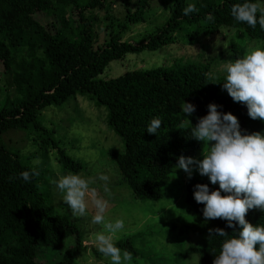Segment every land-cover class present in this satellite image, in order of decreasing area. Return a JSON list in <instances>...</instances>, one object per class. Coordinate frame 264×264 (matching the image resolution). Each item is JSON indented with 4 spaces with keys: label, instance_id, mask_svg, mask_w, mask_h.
<instances>
[{
    "label": "trees",
    "instance_id": "trees-1",
    "mask_svg": "<svg viewBox=\"0 0 264 264\" xmlns=\"http://www.w3.org/2000/svg\"><path fill=\"white\" fill-rule=\"evenodd\" d=\"M159 1L163 4L161 20L137 35L124 37L134 24L146 19L151 0H0V68L10 72L13 84V91L0 107V264H46L37 258L40 246L58 248L65 264H74L76 252L84 248V230L48 201L39 187L38 175L29 182L22 179V172L37 171L36 168L22 163L1 138L7 128H27L44 106L87 92L90 102L106 112L109 127L122 137L121 151H106L133 197L141 200L163 195L172 178L182 172L176 168L181 155L196 158L205 150L207 145L191 136L198 117L208 114L210 103L222 106L218 108L220 112L235 115L246 133L264 132V121L251 119L247 106L234 102L223 87L226 72L212 73L214 55L179 56L169 64L99 76L111 60L128 52L154 50L174 42L195 43L222 26L264 38L259 24L253 28L232 17V5L243 0ZM189 4H195L198 11L185 16L183 9ZM38 13L47 17H39ZM209 16L213 19L209 20ZM20 47L26 52L18 57L15 49ZM246 49L232 38L228 59L242 58ZM184 101L196 106L192 116L182 113ZM183 116L193 126L185 124L180 129ZM154 117L162 119V126L156 134H149L146 128ZM48 136L43 143H48ZM57 149L65 168L79 169L80 159L61 146ZM197 184H207L210 191L219 188L200 174L185 179L176 194L182 210L180 206L176 208L177 216L168 230L172 231L177 219L185 216L184 225L191 236L198 234V238L189 240L181 256L195 255V264H213L228 237L213 235L208 239L209 229L222 228L235 235L240 226L230 228L219 218L206 221L204 205L197 203L193 195ZM246 220L254 226L264 225V211L251 209ZM150 229L153 225L119 237L115 239L116 246L139 254L145 263L163 264V256L144 239ZM70 236H74L73 244L63 246ZM95 251L99 252L97 248Z\"/></svg>",
    "mask_w": 264,
    "mask_h": 264
},
{
    "label": "rangeland",
    "instance_id": "rangeland-1",
    "mask_svg": "<svg viewBox=\"0 0 264 264\" xmlns=\"http://www.w3.org/2000/svg\"><path fill=\"white\" fill-rule=\"evenodd\" d=\"M162 11L163 4L159 0H151L145 14L146 19L134 24L131 30L124 34V37L137 35L143 32L145 27L161 20L160 13ZM38 16L42 17L46 14L38 13ZM232 38L245 45L246 52L256 46L264 47V38L250 37L240 29L222 26L215 33L202 35L199 41L195 43L174 42L154 50L143 49L139 52H128L120 59L111 60L99 76H114L133 67H150L160 63L169 64L174 57H196L200 55L215 56L216 59L212 62L211 69L212 73L216 74L224 71L223 66L229 60L228 46ZM25 52L22 47L15 49L18 57L25 55ZM12 91L13 84L10 72L0 68V107ZM88 95L87 92H77L75 95L68 96L61 103L46 105L35 113L33 121L27 128L15 126L7 128L1 133L2 140L7 147L16 151L19 160L36 168L39 173V187L46 193L48 201L59 211L68 214L84 230L82 242L84 248L76 252L74 264H110V261L100 252L95 251L97 248L95 236L99 232H104L105 229L103 225L92 223V216L95 213L94 207L89 204L88 214L85 217L73 216L71 210L63 202L62 193L53 183L59 175L68 173H77L86 178H93L95 183L91 187L96 188L109 201L105 213L106 220L113 222L118 218L124 220L125 228L115 234L114 240L153 225V229H150L153 232L148 230L144 239L149 240L156 248L155 250H158L163 256L164 262L161 258L163 264H195V255L181 256L186 244L198 238V234L191 236V231L184 225L187 218L180 216L172 231L168 230L177 216L176 208L180 206L182 210V204L176 198V194L181 190L184 180L188 178L187 173L182 170L180 174L175 175L159 198L135 199L129 185L120 175L116 163L106 151L108 148L121 151L123 139L109 127L106 122V112L100 111L102 107L91 103ZM37 124H40L38 128L35 126ZM47 135H49L48 143L45 142V144L43 138ZM52 140H55V145ZM58 146H61L72 157L81 160L82 165L79 169L63 166L58 158ZM29 147L35 150L26 152L25 150ZM207 150L208 146L204 152ZM37 157L40 159V164L33 165L32 161ZM195 159L202 160L203 152ZM99 174L109 176L110 196L103 193L101 185L104 182L96 179ZM192 175H199V172L194 169ZM168 220L169 222L166 223ZM73 242L74 236H70L65 240L63 246L73 244ZM137 245L140 247L139 242ZM61 257L62 251L58 248L40 246L37 258L46 264H65ZM132 264L150 263H145L138 254L133 255Z\"/></svg>",
    "mask_w": 264,
    "mask_h": 264
},
{
    "label": "clouds",
    "instance_id": "clouds-1",
    "mask_svg": "<svg viewBox=\"0 0 264 264\" xmlns=\"http://www.w3.org/2000/svg\"><path fill=\"white\" fill-rule=\"evenodd\" d=\"M197 11L195 4L183 9L185 16ZM231 15L238 22L253 28L259 24L264 29V2L261 0H243L242 3L233 4ZM208 19L213 17L209 16ZM223 70L226 72L223 87L233 101L245 104L251 119L264 121V47L256 46L242 58L228 60ZM220 107L210 103L208 114L198 117L194 126L191 120L183 116L180 129L185 124L192 125L191 137L207 145L208 150L203 151L202 160L181 155L176 168L187 173L188 178L192 177L195 169L201 176H207L211 184L219 185L217 190L212 191L207 184L195 185L194 199L204 205L202 211L206 221L219 218L225 220L230 228H235L237 224L240 226V231L235 235H229L222 228L209 229L208 239L213 235L228 237L222 242L213 264H264V225L254 226L246 220L249 210L264 211V132L246 133L241 129L238 118L231 112L218 111ZM181 111L192 116L196 106L184 101ZM161 126L162 119L154 117L146 130L149 134H156ZM34 150L29 147L25 151ZM32 163L40 164L39 157ZM20 175L25 182H29L32 176L39 173L33 169ZM96 179L104 182L101 185L103 193L110 196L109 176L99 174ZM53 183L62 193L63 202L73 216L85 217L89 204L94 207L92 223L103 225L105 229L96 234L95 244L110 264H132L133 253L117 247L114 240L115 234L124 230V220H106L109 201L91 187L95 180L68 173L59 175Z\"/></svg>",
    "mask_w": 264,
    "mask_h": 264
}]
</instances>
